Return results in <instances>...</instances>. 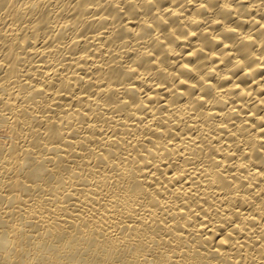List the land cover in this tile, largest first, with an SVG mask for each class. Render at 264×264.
Wrapping results in <instances>:
<instances>
[{"label": "bare ground", "instance_id": "obj_1", "mask_svg": "<svg viewBox=\"0 0 264 264\" xmlns=\"http://www.w3.org/2000/svg\"><path fill=\"white\" fill-rule=\"evenodd\" d=\"M0 264H264V0H0Z\"/></svg>", "mask_w": 264, "mask_h": 264}]
</instances>
